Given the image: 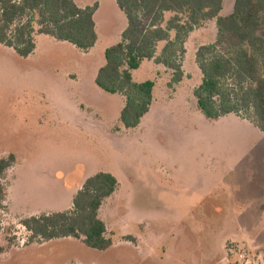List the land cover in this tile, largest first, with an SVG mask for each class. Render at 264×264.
<instances>
[{
	"label": "rangeland",
	"instance_id": "obj_1",
	"mask_svg": "<svg viewBox=\"0 0 264 264\" xmlns=\"http://www.w3.org/2000/svg\"><path fill=\"white\" fill-rule=\"evenodd\" d=\"M234 1L222 0L221 17L232 14ZM75 3L97 5L98 40L88 52L40 34L28 58L0 45V159H16L4 181L0 264H264V133L253 124L250 85L234 77L221 83L217 108L234 103L238 113L218 119L196 109L193 96L203 78L198 52L212 46L229 57L217 20L194 27L183 53L174 47L179 84L154 60L132 72L134 82L155 88L149 112L125 130L124 98L94 80L126 18L115 0ZM169 41L174 31L156 44V58ZM258 61L264 71V58ZM97 172L118 181L99 211L112 246L96 251L72 238L28 244L21 221L69 210L75 186Z\"/></svg>",
	"mask_w": 264,
	"mask_h": 264
},
{
	"label": "trees",
	"instance_id": "obj_2",
	"mask_svg": "<svg viewBox=\"0 0 264 264\" xmlns=\"http://www.w3.org/2000/svg\"><path fill=\"white\" fill-rule=\"evenodd\" d=\"M115 2L127 25L120 41L105 50V63L98 69L94 82L104 93L124 98L119 114V123L124 129L136 128L153 103L155 83L151 80L136 83L132 72L144 61L154 60L174 70L171 81L179 84L183 73L173 61L174 47L178 46L183 53V44L193 28L203 21L216 19L217 41L229 57L217 54L212 46L198 52L203 78L201 85L193 91L197 108L208 119L238 113L234 103L230 106V101L226 105L230 107L217 108L216 105L217 97L222 95L223 82L234 77L240 85H250L248 97L254 112L253 124L264 133V71L258 61L259 57L264 58V37L261 35L264 33V0H235L232 14L226 17L219 15L222 0ZM96 10V4L80 8L74 0H0V45L12 49L21 58H28L36 49L35 34H40L88 52L97 42ZM167 14L172 18L164 27ZM170 31L175 32V41H169L164 54L156 58V44L167 41ZM245 100L241 98V102ZM15 162L13 154L0 159V210L5 209L7 196L5 177ZM117 187V179L107 172L86 178L69 210L21 221L30 235L28 244L72 238L81 240L87 248L108 250L113 242L106 237L107 228L99 211Z\"/></svg>",
	"mask_w": 264,
	"mask_h": 264
},
{
	"label": "crops",
	"instance_id": "obj_3",
	"mask_svg": "<svg viewBox=\"0 0 264 264\" xmlns=\"http://www.w3.org/2000/svg\"><path fill=\"white\" fill-rule=\"evenodd\" d=\"M76 0H74V2H75ZM77 5V4H76ZM78 7H80V8H84V7H81V6H79V5H77ZM86 7V6H85ZM126 25H127V22H126V24H125V26L123 27V30L125 29V27H126ZM95 30H97V28H96V24H95ZM123 30H121V32L119 33V37H120V35L122 34V32H123ZM96 34H97V32H96ZM48 37V36H47ZM97 40H98V35H97ZM97 43V42H96ZM116 44V43H115ZM114 44V45H115ZM96 45V44H95ZM113 46V45H112ZM111 47V46H110ZM94 48V47H93ZM155 88V87H154ZM154 93V92H153ZM194 100H195V98H194ZM195 104H196V100H195ZM196 109H198L197 108V104H196ZM124 129V128H123ZM126 130V129H125ZM98 173V172H97ZM96 174V173H95ZM88 174H86L83 178H82V182L78 185V186H75V194H76V192L78 191V189L82 186V184L84 183V181H85V179L86 178H88V177H90V176H88Z\"/></svg>",
	"mask_w": 264,
	"mask_h": 264
}]
</instances>
